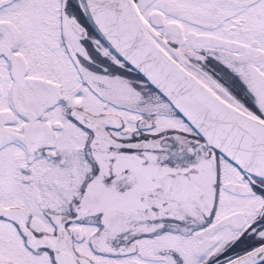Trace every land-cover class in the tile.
<instances>
[{
    "label": "snow or ice",
    "instance_id": "obj_1",
    "mask_svg": "<svg viewBox=\"0 0 264 264\" xmlns=\"http://www.w3.org/2000/svg\"><path fill=\"white\" fill-rule=\"evenodd\" d=\"M0 264H264V0H0Z\"/></svg>",
    "mask_w": 264,
    "mask_h": 264
}]
</instances>
